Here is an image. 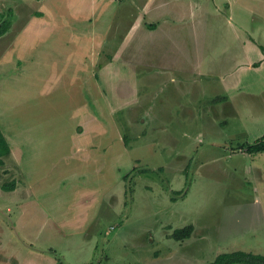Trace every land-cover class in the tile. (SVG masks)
Masks as SVG:
<instances>
[{
	"label": "rangeland",
	"instance_id": "1",
	"mask_svg": "<svg viewBox=\"0 0 264 264\" xmlns=\"http://www.w3.org/2000/svg\"><path fill=\"white\" fill-rule=\"evenodd\" d=\"M86 1L73 0L70 6L69 0H58L49 14L58 31L66 35L76 22L59 14L73 8L74 14L86 15L92 0L84 7ZM102 1L98 0L89 27L92 30L97 24V34L103 33L111 12ZM127 1L120 3L119 19L123 13L125 17L136 13ZM236 2V21L242 20L236 23V31L246 26L264 31V0ZM244 3L255 4V10H245ZM200 7L193 8L196 19L182 25L186 33L159 31L150 43L146 33L140 35V42L151 47L149 61L159 59L169 66L197 63L203 68L198 74L208 68L228 74L236 68L235 59H245L231 27L234 18L215 15L211 5ZM116 21L117 17L112 23ZM79 25L87 22L78 21ZM111 30L105 33L112 35ZM111 39L107 37L104 44ZM30 40L44 41L34 50L38 61L28 63L17 77L0 80V127L11 147L14 138L30 149L16 154L10 149L0 164V264H209L222 252L264 255V151L250 153L245 148L264 136V69L252 71L245 66L226 76L230 85L240 78L236 86L240 89L226 92L233 94L236 116L230 113L223 125V103H218V118L204 111L217 104L216 95L205 106L206 96L188 93L186 85L178 88L164 73L154 80L152 72L144 71L148 68L139 67L140 45L122 58L114 54L115 48L103 46L98 62L116 55L114 67L123 60L134 69L118 70L113 89L98 70V78L104 79L102 89L97 86L101 95L95 82L93 90L88 83L80 86V80L68 79L71 71L65 74L57 69L65 64L59 54H65L73 68L69 56H77L74 43L52 47L54 37L34 34ZM222 42L230 47L222 48ZM64 48L68 50L62 53ZM26 52L31 54L30 49ZM248 56L252 61L259 58ZM117 92L120 95L115 97ZM148 96L149 109L158 119L142 112ZM123 100L130 106L115 112ZM78 123L89 128L91 137L94 133L101 161H77L76 187L72 177H62L50 187V180L68 165L57 157L61 152L55 145L70 143ZM55 159L59 167L49 171ZM12 181L15 189L2 188ZM82 184L96 187L95 212L92 205L85 221L76 209L78 203L84 205L77 192ZM92 215L95 218L88 224ZM188 224L194 225L189 237L170 236Z\"/></svg>",
	"mask_w": 264,
	"mask_h": 264
},
{
	"label": "crops",
	"instance_id": "2",
	"mask_svg": "<svg viewBox=\"0 0 264 264\" xmlns=\"http://www.w3.org/2000/svg\"><path fill=\"white\" fill-rule=\"evenodd\" d=\"M119 1L120 2H118V0L102 1L107 2V4L111 6V12L109 13L107 24L104 25L103 33L99 34H97L99 31L96 23L92 30L89 28L94 21L91 17L93 16L94 12L96 13L97 11L95 7H98V0H92V3L88 6L91 7V9H88L86 15L82 16L76 12L75 15L74 11H72L73 8L71 10H65L63 14L60 13L58 17L69 18L70 20L76 21L74 26H71V29L69 30L70 32L64 35L57 30L56 23L52 21L54 18H50L51 10H54L55 4L58 2V0H0V23L2 21L9 22L6 30L0 33V80H6V78L13 76L17 77V75L23 70H27L26 66L28 63L38 61V59L35 57L36 55L34 54V50L38 49L44 43V41L38 40L35 42V40H30V35L34 34L42 38L54 37L55 42L50 44L52 47L59 45L60 42H66L69 44L74 43L77 56H69V60L73 61L74 70L72 71L73 68L71 62L65 60V54H59L61 57L60 62L64 61L65 63L64 68L57 67V69L61 72H64L65 74L71 71V73L68 75V79L74 80V82L77 79L80 80V86L83 84L86 86V83H88L89 89L93 90V83L95 82L96 89L102 95V93L99 91V87L102 89V81L104 79L100 80L98 78V70L99 72L103 73L105 77V84L113 89V86L114 88L116 87L114 80L118 78V70L122 72L125 71V68L127 67L132 70L134 69V66L129 65L127 61L125 63L123 60L120 64H118L117 67H114L113 63L116 62V55L109 56L103 61L98 62L101 49L104 48L103 46H107L110 49H112V47L115 48L114 54L118 53L122 58V55L128 53L131 48L140 45L142 52L138 54L137 58H139L142 63H140L139 67L148 68L144 71H148V73L152 72L151 74L154 75V80H157V75L162 76V73H164L167 75L170 83L176 85L178 88L181 89V87L186 85L189 88L188 93L206 96L207 102L204 104L205 106L211 102L210 98L216 95L219 98L217 100V104L207 107L204 109V111H211L218 118L220 109L218 103H223V106L221 107L222 110H220L222 112V116L225 113L226 115L222 120V124L224 125L230 118V113H232V117L235 118L236 104H233L234 99L232 96L234 93H236V89L237 91L240 89L236 88L238 83L240 84V78H235L232 82V85H230V83L226 80V76L230 74L236 75V71L245 66L247 69L252 71H261L264 69V31H257L251 26L250 28L246 26L245 30L238 29L236 31V23L239 24L242 21H236L237 0H144L143 2H139V0H128L127 3L136 7V13H132L130 17H125L123 13V15H121L122 17L120 16V19L119 12L121 9L120 3L122 0ZM89 2L90 0L86 1L84 7H86ZM72 3L73 0H69L70 6ZM204 4L213 6L215 15L221 14L224 19L234 18L235 23L231 22V27L233 30H235L236 38L239 41V44H236L238 46L240 45V47L245 50V59H238L237 61L235 59L232 66H236V68L229 70L228 74H224V72H221L219 68L217 70L208 68L205 70V74H198V72H201L203 68H201L197 63H194V65L193 63L190 65H177L173 63V66H169L162 64V61H158L159 59H156L155 62L149 61L148 52L151 47H147L145 43L140 42V35L146 33L145 40L152 38V41H146L147 43H150L154 41L153 34H157L159 31L167 32L172 30L174 34L182 32L186 33V30L182 27V25L191 23L194 19H196L197 12L193 8L196 6H201L200 9H202V5ZM254 5L255 4L251 3L243 4V6L246 7L245 10L250 11L253 9L255 10ZM182 6L184 7V11ZM188 7H190L189 11L186 10ZM105 11L106 9H104V12ZM262 11L264 14V9ZM116 17L118 18V21L112 23L113 18L116 19ZM262 17L264 20V15ZM96 18H98V15H96ZM78 21L85 23L87 22V26H77ZM110 27L113 30H111L112 35L105 33L107 29L108 31L110 30ZM195 34L197 35V33ZM107 37H111L113 39H111L108 45L104 44L107 41ZM196 43L198 46L201 45L198 42ZM223 45L224 42H222V48L230 47L229 44ZM27 49L31 50V54H27ZM66 50L68 49L64 48L62 53H64ZM6 53H8L7 56ZM250 53H252L253 56L258 55L259 58L256 61L250 60V58H248ZM152 69L155 71H151ZM219 73H221L222 76L218 75ZM200 75H205V77H201ZM97 78L100 81H98ZM8 82L11 83V81ZM202 84L204 85L202 86ZM98 85L99 87H97ZM226 92H233V94L229 96ZM118 94L120 95L119 92L114 93L115 97H118ZM221 94H223V97ZM118 99L121 100V97ZM130 101L135 102L136 99ZM126 103L127 102H124V100L121 101L119 105L120 107L118 106V109L115 112L119 111L120 109L128 108L130 105H126ZM144 103L145 104L142 112H145L148 117L156 118L157 114L153 113L152 110L149 109L150 105L152 104V99L148 96ZM86 104V108L91 110V107H88ZM101 106L105 108L107 107L106 105ZM101 106L100 108H102ZM148 111H151V113ZM88 116L90 117L92 114L89 113ZM96 116L97 114L94 115L93 118H96ZM80 122L81 121H79V123ZM79 123L76 126V132L74 131L71 135L70 143L65 145L64 143L60 142L55 145L56 150L61 152L59 155L57 154V157L59 159H65V161L68 162V165L65 163L63 169L59 170L58 176L54 180H50L53 181L50 187L56 186V181L63 179L62 177L73 178L74 176H78L76 169L77 161L84 162L85 164H91L92 162H97V160H100V154L96 153L98 140L94 137V133H92V137L90 136L91 131L89 128H85ZM78 125L80 127H78ZM3 134L7 138L6 134ZM117 138L119 137L117 136ZM12 139L14 141L12 147L10 141H7L14 154H16L17 151L22 153V149L25 151L26 149L30 150L29 148L25 147L23 143H20L18 139ZM103 148L105 149V146ZM94 153L98 154L97 158ZM34 156L35 154L31 153L30 158L32 159ZM59 164L60 162L55 159V161L51 164L49 171L54 167H59ZM29 180L33 181V179L30 178ZM75 180L79 179L73 178L70 180L73 187H76L74 183ZM94 186L95 183L91 188ZM91 188H88L87 184H82L78 187L77 192L82 195L79 200L84 203V207L80 206L78 203L76 209H78L77 211L82 221L86 220L88 211L92 205L93 212H95L94 203L96 201V187L94 189ZM87 191H89V193H87ZM254 201H259V196L255 197ZM94 218L95 217L93 215L90 216L87 220L88 224L92 222Z\"/></svg>",
	"mask_w": 264,
	"mask_h": 264
},
{
	"label": "trees",
	"instance_id": "3",
	"mask_svg": "<svg viewBox=\"0 0 264 264\" xmlns=\"http://www.w3.org/2000/svg\"><path fill=\"white\" fill-rule=\"evenodd\" d=\"M8 21H2L0 23V33L4 32L8 26ZM152 26V25H150ZM101 66V65H100ZM246 146V145H245ZM246 150L250 153L262 152L264 151V136L260 139L258 138L256 142L248 143ZM10 152V146L7 138L3 134L0 127V164L4 162V155H8ZM2 188L5 190H12L15 188V182L12 181L7 184H3ZM194 230L193 224H188L180 228H176L170 234L171 237L176 239H184L191 235ZM264 264V255L255 254L250 252H245L242 250H236L233 252H222L218 254L215 259L209 264Z\"/></svg>",
	"mask_w": 264,
	"mask_h": 264
}]
</instances>
